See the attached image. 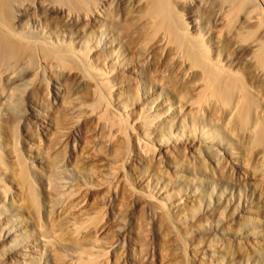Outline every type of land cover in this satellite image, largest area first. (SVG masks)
<instances>
[{"label":"bare ground","instance_id":"obj_1","mask_svg":"<svg viewBox=\"0 0 264 264\" xmlns=\"http://www.w3.org/2000/svg\"><path fill=\"white\" fill-rule=\"evenodd\" d=\"M115 1L119 5L124 0H0V152L9 150L2 124L14 132L28 124L30 111L20 107L21 100L31 111L44 114L37 115L43 127L40 148L27 144L14 155L9 150L10 165L0 153V168L6 171L0 178V212L8 213L0 216V264H31L42 255L49 260L45 264H62L55 240H72L48 237L46 228L56 225L54 213L71 212V201L57 205L52 197L59 194L51 195L60 186L74 187L64 171L90 157L85 141L82 147L72 136L84 123L104 130L101 138L113 148L117 170L107 174L112 180L103 185L77 187L76 197L71 194L74 210L87 212L95 188L106 190L109 197L136 201L141 196L125 181L119 194V169L129 162L130 153L116 143L127 141L123 115L128 113L122 100L127 101L142 82L169 88L176 101L156 110L146 105L155 117L154 130L161 132L162 124L186 109L225 120L239 130L245 149L225 147V158L218 147L204 144L214 169L223 172L229 163L236 172L248 170L264 179V0H190L195 4L189 23L176 10L185 0H130L136 3L135 11L124 6L112 16L108 8ZM132 47L146 57V65L140 60L134 66L129 63L125 52ZM171 109L175 111L169 117L162 114ZM53 139L66 148L63 158L56 156L61 147L54 148ZM183 145L190 156L196 153L194 142ZM177 147L176 141L161 145L155 157L170 159V150ZM146 198L157 220L167 226L177 222L187 206L178 200L171 204L172 211L160 200ZM23 218H29L39 238L24 240ZM123 228L117 229L120 241L126 235ZM170 232L177 237L176 230ZM203 256L194 251L199 264H204Z\"/></svg>","mask_w":264,"mask_h":264},{"label":"rangeland","instance_id":"obj_2","mask_svg":"<svg viewBox=\"0 0 264 264\" xmlns=\"http://www.w3.org/2000/svg\"><path fill=\"white\" fill-rule=\"evenodd\" d=\"M194 4L195 2L185 0L176 5V10L185 22H191V10ZM112 6L114 9L111 6L112 9L108 8L112 16L114 13L120 14L124 6L132 11L136 10V3L130 0H124L119 5L115 1ZM136 49L137 47H132L131 52H125L129 63L134 66L140 60L146 65V57H140ZM116 74L121 76L120 73ZM112 93L116 92L112 91ZM122 102L128 113V117L123 115L128 130L127 141H118L116 146L119 145L120 149L121 146L124 147L123 151L130 153V160L123 167H119L121 176L118 177L120 178L118 191L120 194L125 181L141 196H138L136 201L120 195L109 197L106 190L95 188L92 190L94 196L90 195L92 204L89 203L87 212L75 211L76 204L73 200L76 195L75 189L85 184L94 188L99 184L103 185L108 179L112 180L107 174L117 170L115 168L117 162L113 161V148L102 141L104 130L98 128L95 130L90 122L82 124L79 129H74L72 136H75L80 146H87L84 148L90 157L88 160L85 159V162L78 160V165L76 163L70 166L69 170L64 171L66 179L73 183L74 187L60 186L61 188L52 191L55 195L51 197L59 194L56 198L52 197L55 204L68 199L69 202L71 201V212L68 210L67 213L65 211L60 215L54 213L56 225L53 228H46L48 237L58 236L72 240L71 242L55 240V249L63 259L61 263L199 264L193 257L194 251H198L205 256H203L204 264H264L263 177L259 173L253 176L248 170L245 174L236 172L229 163L224 164L225 171L215 170L212 158L204 147V144L209 143L218 147L225 158L228 157L227 148L244 152L245 144L239 140V130L227 125L225 120L210 117L205 113L196 116L186 109L182 114L171 118L169 124H162L164 127L160 129L161 132H157L152 128L155 117L147 108L153 106L152 108L156 110L163 104L169 102L175 104L176 101L169 88L152 81L138 84L131 97ZM20 107H26L30 111L28 124L23 123L15 132L3 124L1 127L7 135V147L12 151V155L15 149L20 153L27 144L33 148H40L44 140L41 134L43 127L37 120V115L43 118L44 114L31 111L23 100L20 101ZM38 108L44 112L43 109ZM173 110L162 114L169 117L173 114ZM173 141L178 143V147L170 150V159L163 154L161 158L155 157L157 148ZM197 141L202 144L199 146ZM186 142H194L193 149H196V153L193 156L185 152L183 144ZM52 143L54 148L61 147L56 156L63 158L66 148H63L57 139H53ZM9 150L0 152L8 164L13 160L10 158ZM144 156L149 157V160ZM5 173V169L1 167L0 178H3ZM65 194L68 195L67 198ZM92 196L95 197L94 200ZM146 197L160 200L170 209L171 204L178 200H183L187 206L180 211L178 221L172 223L173 226H167L157 220L150 207L152 204H147ZM1 206L5 205L1 204ZM7 215L4 210L0 212L2 217ZM23 220L20 225L22 228L25 225L27 229V238L25 237L24 240L32 241L33 237L39 238L37 229L30 223L29 218ZM85 227L91 229L90 234L85 232L87 229ZM121 228L126 235L120 241L117 229ZM171 230L177 231L175 232L177 237L171 235ZM114 242L120 244L115 246ZM45 263H49V260L42 255L31 264Z\"/></svg>","mask_w":264,"mask_h":264}]
</instances>
